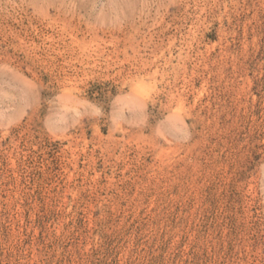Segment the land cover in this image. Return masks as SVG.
Wrapping results in <instances>:
<instances>
[{
    "label": "rangeland",
    "instance_id": "obj_1",
    "mask_svg": "<svg viewBox=\"0 0 264 264\" xmlns=\"http://www.w3.org/2000/svg\"><path fill=\"white\" fill-rule=\"evenodd\" d=\"M0 264H264V0H0Z\"/></svg>",
    "mask_w": 264,
    "mask_h": 264
}]
</instances>
